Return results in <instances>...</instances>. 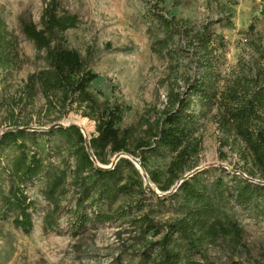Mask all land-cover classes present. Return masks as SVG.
<instances>
[{
    "label": "trees",
    "instance_id": "obj_1",
    "mask_svg": "<svg viewBox=\"0 0 264 264\" xmlns=\"http://www.w3.org/2000/svg\"><path fill=\"white\" fill-rule=\"evenodd\" d=\"M151 16L147 30L151 53L168 63L174 76L186 57L195 64V71L185 80L183 93L173 85L168 88L167 105L155 123L144 118L126 129L119 127L125 107L95 100L90 89L98 76L78 51L67 46L66 34L79 27V17L52 0L43 10L41 27L22 19V33L45 63L28 77L27 96L32 100L40 94L52 109L57 105L76 109L95 122L96 135L88 151L81 129L74 125L40 132L14 125L6 131L0 138V220H12L15 228L31 234L37 201L28 190L39 186L48 207L43 221L46 232L59 227L57 217L72 196L68 212L76 231L129 222L142 244L139 264H203L210 260V249L221 244L234 252L248 251L247 233L232 210L238 206L264 220V124L255 127L259 112L264 119V69H258L250 97L242 98L235 87L224 93L219 64L226 45L213 25L197 26L160 11H152ZM249 29L255 33V24ZM258 52L264 61V49ZM18 60L17 39L0 19V65L9 68ZM213 110L219 112L224 129L244 142L261 183L239 179L228 186L222 178L209 183L206 171H199L165 196L198 166L203 143L200 115ZM121 154L139 160L162 195L157 202L170 207L172 219L161 224L148 215L136 217L123 207L114 209L121 196L136 190L145 195L150 190L129 159L121 158L113 168H105ZM168 156L165 171L150 169L152 159Z\"/></svg>",
    "mask_w": 264,
    "mask_h": 264
},
{
    "label": "rangeland",
    "instance_id": "obj_2",
    "mask_svg": "<svg viewBox=\"0 0 264 264\" xmlns=\"http://www.w3.org/2000/svg\"><path fill=\"white\" fill-rule=\"evenodd\" d=\"M50 1L0 0V19L16 37L19 54L17 63L9 68L0 65V134L14 125L40 132L56 125L79 124L91 138L96 135L94 121L76 109L61 105L52 109L40 94L30 100L25 91L28 77L45 63L38 58L34 43L22 33L21 22L30 19L41 27L43 10ZM55 1L79 17V27L66 34L67 46L78 51L98 76L90 89L95 100L101 105L125 107L121 129L135 126L144 118L155 123L167 105L168 88L173 85L183 93L187 89L185 80L195 71V64L186 57L174 76L168 63L151 53L147 30L152 11L189 19L197 26L213 25L226 45L219 64L220 90L224 93L235 87L242 98L244 94L250 97L258 69H264L258 52L264 49V0H162L161 4L156 0ZM252 24L255 33L250 32ZM259 115L255 127L264 124L263 114ZM81 119L86 120L88 131L80 125ZM200 123L202 152L194 171H206L204 178L209 183L218 178L228 186L239 179L261 183L244 142L224 129L217 110L202 112ZM115 160L113 157L111 162ZM169 163V156L152 159L150 169L165 171ZM145 185L150 189L145 195L136 190L121 196L114 209L123 207L136 217L148 215L161 224L172 219L170 207L157 202L162 196L157 187L152 182ZM39 191V186L28 190L37 201L31 234L15 228L12 220H0V264H139L142 244L129 222L90 225L76 231L68 212L72 196H68L64 212L57 217L59 227L46 232L43 221L48 207ZM232 211L247 233L248 251L234 252L221 244L210 249V260L203 264H264V220L238 206Z\"/></svg>",
    "mask_w": 264,
    "mask_h": 264
},
{
    "label": "water",
    "instance_id": "obj_3",
    "mask_svg": "<svg viewBox=\"0 0 264 264\" xmlns=\"http://www.w3.org/2000/svg\"><path fill=\"white\" fill-rule=\"evenodd\" d=\"M74 126L79 127L78 125H74ZM58 127H68V126H64V125H56V126H53V127H51V128H48V129H40V130H41V131H46V130L49 131V130H51V129H56V128H58ZM79 128H80V127H79ZM80 129H81V128H80ZM81 131H82V133H83V135H84V137H85V140H86V148H87L88 151H90V150H91V145H90V139H91V138H89V137L83 132L82 129H81ZM4 133H5V132H4ZM4 133H3V134H0V138L4 135ZM121 158L129 159L130 161H132V162L135 164L136 168L140 171L141 175L143 176V178H144L146 184H148V183L151 182V181H150V178H149V176H148V174H147V173L145 172V170L141 167L139 160L133 158L132 156L126 155V154H121V155L117 156L115 162L112 163V165H111L110 167H105V168H106V169H111V168H113ZM93 159H94V158H93ZM199 170H200V169H199ZM199 170L192 171L190 174L185 175L184 178L181 179V180H180V181H179V182L173 187V189H172L169 193H166V194H165V196H166V195H170V194L176 192L177 189H178V187H179L184 181L188 180V179H189L190 177H192L195 173L199 172Z\"/></svg>",
    "mask_w": 264,
    "mask_h": 264
},
{
    "label": "bare ground",
    "instance_id": "obj_4",
    "mask_svg": "<svg viewBox=\"0 0 264 264\" xmlns=\"http://www.w3.org/2000/svg\"><path fill=\"white\" fill-rule=\"evenodd\" d=\"M79 125V124H78ZM80 125L83 127V128H85L86 129V131H88V128H87V124H86V120L85 119H81L80 120ZM85 131V132H86ZM86 134H87V132H86ZM89 137V136H88Z\"/></svg>",
    "mask_w": 264,
    "mask_h": 264
}]
</instances>
